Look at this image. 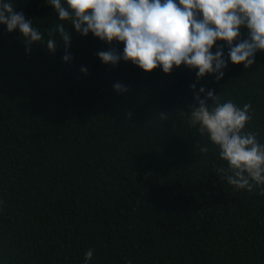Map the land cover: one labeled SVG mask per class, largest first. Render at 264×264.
Returning a JSON list of instances; mask_svg holds the SVG:
<instances>
[{"label": "trees", "instance_id": "1", "mask_svg": "<svg viewBox=\"0 0 264 264\" xmlns=\"http://www.w3.org/2000/svg\"><path fill=\"white\" fill-rule=\"evenodd\" d=\"M14 5L46 39L61 23L45 0ZM69 34L26 53L0 25V264H84L89 249V264H264V195L219 179L218 149L188 122L196 83L249 104L264 142V51L197 82L183 65H106L97 52L122 43Z\"/></svg>", "mask_w": 264, "mask_h": 264}, {"label": "clouds", "instance_id": "2", "mask_svg": "<svg viewBox=\"0 0 264 264\" xmlns=\"http://www.w3.org/2000/svg\"><path fill=\"white\" fill-rule=\"evenodd\" d=\"M45 4L61 22L54 25L47 39L33 20L15 9L14 0H0V25L8 33L18 30L26 53L34 44L51 53L60 42L67 49L72 27L81 36L91 33L102 42L123 44L122 53L97 52L106 65L131 62L146 73L159 67L165 74L183 65L195 70L198 82L206 75L221 80L229 62L249 68L256 64V53L264 51V0H45ZM242 30L247 31L243 39ZM218 41L225 42L227 58L224 44ZM71 59L70 52L62 56L64 62ZM80 70L87 73L86 67ZM113 88L127 91L119 82ZM190 88L196 103L188 112V122L218 149L224 162L216 167L219 179H226L237 190L251 192L255 188L264 195V142L248 128L251 106L241 108L232 100L222 101L204 86L197 91L196 83ZM208 151L207 145L200 147L201 153ZM92 259L93 250L89 249L84 264Z\"/></svg>", "mask_w": 264, "mask_h": 264}]
</instances>
